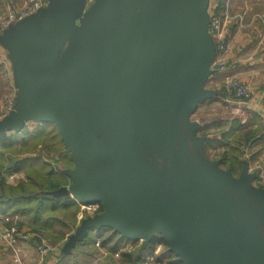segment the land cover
<instances>
[{"label": "water", "instance_id": "95a60500", "mask_svg": "<svg viewBox=\"0 0 264 264\" xmlns=\"http://www.w3.org/2000/svg\"><path fill=\"white\" fill-rule=\"evenodd\" d=\"M59 1L61 17L34 31L5 128L54 126L73 168L52 195L101 206L69 243L110 229L141 242L140 257L159 234L181 264H264V190L193 139L213 74L209 0H95L78 28L85 0Z\"/></svg>", "mask_w": 264, "mask_h": 264}, {"label": "crops", "instance_id": "0c3cea01", "mask_svg": "<svg viewBox=\"0 0 264 264\" xmlns=\"http://www.w3.org/2000/svg\"><path fill=\"white\" fill-rule=\"evenodd\" d=\"M237 1L238 0H234L235 6L237 4ZM239 3L240 1L238 2V4ZM28 4L29 0H0V22L5 12L7 11L8 6H11L16 11H21ZM247 8L248 6L237 5L236 9H234L236 10V13H238V11H242L241 13H247V16L244 19V22L246 24L245 27H239L237 21H234L233 24L230 26V51L228 56V72L239 77L243 82L248 84V87H250L251 98L248 102H246L247 114L245 116V122H242V124L248 122L250 123L252 117L257 118L262 128L261 134L262 138L264 139V42L259 43L262 35L264 34V14H253L250 12L251 9L248 10ZM41 9L42 10L39 13H35L29 16L25 22H22L16 26L13 25V28L11 27L10 30L4 33H2L3 31L0 32V141H3L15 135L25 133L26 131H32L36 128H42L44 126L40 123L29 122L26 125L25 129H22L19 132H13L5 128L6 119L8 118V115L13 109L11 111H5L4 104L7 96L13 95L14 99L16 100L20 87V74L23 66L28 61V48L31 41L35 39V34H37L34 31L39 30V32H41L43 24H45L47 20L49 21L51 18L54 17H61V4L59 0H45V4ZM256 15H258L259 17ZM50 22L51 23L47 25L57 23L54 21ZM198 124L202 128V124ZM47 125L48 128L50 125ZM254 126L256 127V125H253L250 128H253ZM247 128H249V126ZM64 150L65 152L69 153L66 148H64ZM25 180V176L21 173L4 176L5 185L12 188H15L21 181L25 182ZM62 188L66 189V186H63L60 189ZM53 193L54 192H50L47 193V195L55 200L69 199L70 201H73L70 196H63L58 198L53 196ZM75 204L77 203L75 202ZM2 209L4 208H0V211ZM3 216V214H0V223L3 221ZM30 218V215L28 217L25 214L19 215V218L17 217V219H19L18 221H20V228L24 233L33 232ZM78 226L75 228L73 233L65 234L63 239L57 241L58 243L55 246L56 250L48 252L45 257H40L38 255V242L36 243L31 238L19 241L17 256L20 261L19 264H94L96 260L94 254L92 253L93 251H96L93 250V245L95 241L94 239H88L87 241H84L87 238L86 236L80 241L69 243L70 237L75 234L78 229ZM51 228L52 226H50L48 231H50ZM92 232L95 233L96 231L94 230ZM106 246H111V244ZM108 249L109 248L102 247V250L105 251L107 257H105L104 261H101L99 264H122L121 260H118L117 262V260L113 259L112 252H110ZM156 249L157 248L154 247V249L151 250L149 249L148 245L143 250L141 256L150 255ZM124 254L128 255L129 253ZM130 254L133 255V260H135V258L139 257V250L136 253L130 252ZM162 256L165 257L164 255ZM15 259L16 256L9 247L5 245H0V264H17L14 262ZM122 261L129 262V259H124L123 257ZM155 262L156 264H161L163 262V259L155 258ZM137 263L135 262L133 264ZM95 264H97V262H95Z\"/></svg>", "mask_w": 264, "mask_h": 264}, {"label": "rangeland", "instance_id": "374dc122", "mask_svg": "<svg viewBox=\"0 0 264 264\" xmlns=\"http://www.w3.org/2000/svg\"><path fill=\"white\" fill-rule=\"evenodd\" d=\"M239 1L240 3L238 4ZM234 3L235 2L233 0L229 8V13L230 16L233 17L242 16L243 18L242 22L240 23V25L238 23L239 27L246 26L244 19L247 16L246 15L247 13L245 12L241 13L242 11L241 12L238 11V13H236L235 12L236 10L234 9H236L237 5L248 6L247 9L248 10L251 9L250 12L253 14H264V0H238L236 6ZM92 4L93 3L90 4L85 3L82 13L76 19V24H75L76 28L79 27L81 20L85 15V12L89 9V7ZM207 15L208 17L210 16V10H208V8H207ZM220 15H222L221 10H219V16ZM236 20L237 19H235L234 21ZM234 21H229L224 29V35L226 36V39L228 36V44L230 43V35H229L230 26L233 24ZM209 35L211 36V34ZM211 39L213 41V44H215V56L213 59L214 61L217 56V44L216 41H214V38H212V36ZM259 43L262 42L259 41ZM229 51H230V45L228 52L226 53L225 56L228 63V67H229V60H228ZM225 75L232 76L236 78L238 81L243 83V81L239 77L229 73L228 69H226ZM244 84L246 83L244 82ZM246 86H248V84H246ZM248 88L250 89V87ZM202 91L203 93L201 94V96L202 98L205 99H203V101H199L197 109L190 117L191 123L196 122L202 124L201 130L193 137V139L202 141L203 147L201 148V150L208 160L212 162H217L220 168H222L225 171H230L232 176L235 177L236 179H239L245 172L249 175H255L256 179L252 183V186L254 188L256 187L264 190V187H262L260 184L258 185L255 183L256 180H259L261 174L264 173V139L261 138L260 140H258L257 137L256 138L257 141L252 143L251 146L250 145L248 146V144H246L245 142L247 130L245 131L243 129H240L239 134L235 133L232 137H228L225 139L222 137V135L227 132L233 121H238V122L240 121L241 123L243 122V119H245V116L247 114L246 103L238 101L237 99H234L233 97L227 95L222 87L220 76L217 77L215 73H213L211 76L208 77V79H206L203 82ZM207 93L210 94V97H206ZM225 100H228L229 103H225ZM50 127L55 128L54 126L50 125L48 128L46 127L48 131L52 130V128ZM84 128L94 130V127L90 124L85 125ZM252 129L254 130L256 129V127L254 126ZM261 133L262 130L260 131L259 136H262ZM236 134H238V136L241 137L240 141L243 142H238L239 141L238 138L236 139L233 138L235 137ZM97 136L99 140L102 142L103 136L100 133H97ZM54 148L55 147L53 143L50 142L49 144L46 145V149L42 151L43 152L42 155L45 159V162H47L49 166L52 167L55 171L58 172L59 170L60 172L63 171V174L66 175L67 172L66 170L70 171L71 169H65V167L57 161V158L59 157L60 153L58 154V152ZM63 148H66L64 144H63ZM65 158H69L70 160L71 153L65 152ZM65 177H67L66 178L67 184L65 186L66 189L68 190L71 185V179L67 175ZM77 204L76 205L78 208V212L76 215L74 210L75 208L72 207L64 208L63 210L56 212L54 215L53 214L51 215V216H55L57 220H60L64 224V228H62L59 223L51 222L52 220L50 219L46 222L50 223L49 225L52 226L51 228L52 230L50 229V231H45V233L22 232V229L19 227L20 225L19 223L20 221H18L19 219H17L16 221L17 225L14 224V226H16L19 235L21 236L27 235L26 236L27 239L31 238L36 243L38 242L37 244L38 255L40 257H45L48 252L56 250L55 246L58 243L57 241H60L56 239H58L60 232L63 233L64 235L71 234L73 233L75 228L78 225H80L82 221L94 216V214H91V212L88 211L87 206H84L80 203ZM16 218H17L16 216H12V215L3 216L2 217L3 221L0 223V228L6 225H10V221ZM5 219H8V221L6 222ZM89 238L90 240L91 239L95 240L93 245V250L96 251L92 250L93 251L92 253L96 258L95 262H97V264H99L101 261H104L105 257H107L105 251H103L101 247V243L104 240H108L111 238V241L113 243L116 242L118 244L119 247L117 248L116 252L112 253V257L114 260H117V262L118 260H121L122 264L130 263L126 261L123 262L122 255L124 253L130 254V252H135V253L138 252L141 244V242L139 241L132 242L126 240L124 241L119 240L117 237L112 236V233L110 231H106V230H101L100 232H95V233L92 232ZM154 239L161 240V243L156 244L155 247L157 249L154 252H152V254L146 256H150L152 258L154 257V259L162 258L163 262L161 264L177 263L178 262L177 257L169 251V247L162 238V236L159 234H155ZM21 241H23V238H21ZM41 245L44 246L45 250L48 249L47 252H45L43 255H41V253L39 252L40 249H43ZM111 246H104V248H111ZM162 255H164L165 257H163ZM15 256H16L15 261L17 260L18 261L17 264H19L20 261L17 258L18 253ZM178 264L181 263L178 262Z\"/></svg>", "mask_w": 264, "mask_h": 264}, {"label": "trees", "instance_id": "16d2710c", "mask_svg": "<svg viewBox=\"0 0 264 264\" xmlns=\"http://www.w3.org/2000/svg\"><path fill=\"white\" fill-rule=\"evenodd\" d=\"M43 125L42 128L26 131L25 133L0 141V208H4L0 211V214L4 216L8 214L18 218L19 215L25 214L28 217L30 215L33 232L37 233H45V231L49 230L50 223L46 222L49 219L52 220L51 222L59 223L61 227L64 228V224L60 220H57L55 216H51L52 214L54 215L56 212L68 207L75 208V215L78 212L75 202L69 199L55 200L47 195V193L55 192L65 186L67 184V179L63 171H55L45 162L42 151L46 149V145L50 142L53 143L54 149H56L58 154L60 153L57 161L63 165L65 169H72L73 165L69 158H65L63 142L56 129L50 127L52 130L48 131V129H46L48 125ZM253 125H256V129L254 130L250 128ZM248 126L249 128H247ZM240 129L247 130L245 142L248 146H251L252 143L257 141V137L258 140L262 138V136H259L262 128L255 117H252L250 123L248 122L245 124H242L240 121H233L222 137L225 139L232 137L235 133L239 134ZM238 134L233 138H238V142H243L240 141L241 137L238 136ZM17 173L24 174L26 179L25 182H19L15 188L6 186L4 183V176ZM101 230L110 231L112 236L118 237L119 240L122 241L125 240L120 238L118 234H114L110 229ZM101 230L96 232H100ZM88 232L87 238L84 241L90 239L89 236L92 230ZM63 237L64 234L60 232L56 240H61ZM112 243L111 238L104 240L101 243V247L111 244L112 246L109 248V251L114 253L117 251L118 244L115 242ZM160 243L161 240L153 238L149 244V249L153 250L155 245ZM122 257L128 258L131 264L137 263L140 260V257H134L135 260H133V255L131 254H124ZM175 264H178V262Z\"/></svg>", "mask_w": 264, "mask_h": 264}, {"label": "built area", "instance_id": "2783aa9c", "mask_svg": "<svg viewBox=\"0 0 264 264\" xmlns=\"http://www.w3.org/2000/svg\"><path fill=\"white\" fill-rule=\"evenodd\" d=\"M94 1L95 0H85V3L90 4ZM232 2L233 0H209L208 3V10H210L208 33L211 34L217 44V56L211 64L210 69L217 75V77L220 76L222 87L227 95L237 99L238 101L246 103L251 98V91L248 86H246L244 82L242 83L232 76L225 75V71L228 69V63L225 56L228 52L229 44L228 36L226 39V36L224 35V29L229 21L237 19L240 25L243 19L242 16H230L229 8ZM44 4L45 0H29L28 6L21 11H16L11 6H8L7 11L0 22V32L9 28L18 21L35 14L43 7ZM219 10H221L222 13L220 16ZM260 41L264 42V34ZM225 103H229V101L225 100ZM4 104L5 111H11L15 105L14 96H8L5 99ZM244 122L245 119H243V123ZM262 174L259 177V180H256L255 183L264 187V175ZM84 206L88 207V211L91 212V214L96 215L101 212V206L99 204H86ZM5 221L7 222L8 219H5ZM16 221L17 218L10 221V225L0 228V245L9 247L15 255L18 253V243L21 241V238H23V240H27V235H19L16 226H14V224L17 225ZM41 246L43 249H40L39 252L43 255L48 249L45 250L44 246ZM15 262L17 263L18 261L16 260ZM137 264H156V262L154 258L143 255L140 257V261Z\"/></svg>", "mask_w": 264, "mask_h": 264}, {"label": "bare ground", "instance_id": "6f19581e", "mask_svg": "<svg viewBox=\"0 0 264 264\" xmlns=\"http://www.w3.org/2000/svg\"><path fill=\"white\" fill-rule=\"evenodd\" d=\"M198 77L200 79H203L204 78V73L201 70H198Z\"/></svg>", "mask_w": 264, "mask_h": 264}]
</instances>
